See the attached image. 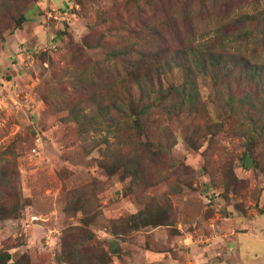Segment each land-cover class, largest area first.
I'll return each instance as SVG.
<instances>
[{
	"label": "rangeland",
	"instance_id": "obj_1",
	"mask_svg": "<svg viewBox=\"0 0 264 264\" xmlns=\"http://www.w3.org/2000/svg\"><path fill=\"white\" fill-rule=\"evenodd\" d=\"M263 17L264 0H0L9 264H264ZM227 31L249 61L209 59Z\"/></svg>",
	"mask_w": 264,
	"mask_h": 264
},
{
	"label": "trees",
	"instance_id": "obj_2",
	"mask_svg": "<svg viewBox=\"0 0 264 264\" xmlns=\"http://www.w3.org/2000/svg\"><path fill=\"white\" fill-rule=\"evenodd\" d=\"M251 20H254L252 17L250 16H245L243 19L240 18V21H239V24L240 25V31H244L245 28H248L247 27V24L251 21ZM262 21L264 22V17L262 18ZM25 22V19H22V23ZM238 30V31H239ZM229 31L227 32H224L221 36V38L216 41V42H213V44L210 46V48H208V52L210 54L209 56V59L213 62H216L218 61L220 64L224 63V61L230 57H227V55H231L233 57H236V58H239L241 59L242 61H249L248 60V57H247V51H245V53H241V52H238L237 55L235 56L234 54H231V53H228L225 51V49L229 46L227 43V37L229 36ZM242 34V39L241 41H244V40H248V38L250 37V34L248 33H245V32H240ZM264 41V39H263ZM158 73H160V70L158 69ZM160 80V78L158 79ZM185 86L182 85L180 87H178V90L182 89L183 87ZM141 109L140 112H137V110L135 111L136 113V116L137 117H142L144 114H145V111L147 109V105H141L139 107ZM5 212V211H3ZM11 260V255L9 253H4V254H0V264H9V261ZM13 264H18V263H13Z\"/></svg>",
	"mask_w": 264,
	"mask_h": 264
}]
</instances>
